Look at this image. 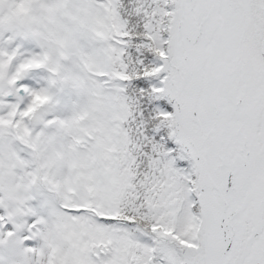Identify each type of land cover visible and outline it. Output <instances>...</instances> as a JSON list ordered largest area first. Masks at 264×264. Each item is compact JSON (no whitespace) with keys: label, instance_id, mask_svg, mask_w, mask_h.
<instances>
[{"label":"snow or ice","instance_id":"6c2138e0","mask_svg":"<svg viewBox=\"0 0 264 264\" xmlns=\"http://www.w3.org/2000/svg\"><path fill=\"white\" fill-rule=\"evenodd\" d=\"M0 264H264V0H0Z\"/></svg>","mask_w":264,"mask_h":264}]
</instances>
